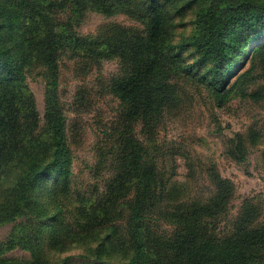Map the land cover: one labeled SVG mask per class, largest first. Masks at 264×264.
I'll use <instances>...</instances> for the list:
<instances>
[{"label": "rangeland", "instance_id": "1", "mask_svg": "<svg viewBox=\"0 0 264 264\" xmlns=\"http://www.w3.org/2000/svg\"><path fill=\"white\" fill-rule=\"evenodd\" d=\"M155 3L167 16L174 44L194 35L211 4L220 14L229 12L224 47L230 57L222 63L219 98L213 60L194 46L181 49L178 58L189 67L171 73V100L157 129L145 133L140 121L127 128L112 81L123 59L115 48L137 47L145 13ZM24 27L34 39L25 53L19 47ZM48 40L59 46L55 79L41 55ZM0 50L25 75L17 78L7 61L0 62V95L21 101L11 131L17 156L0 170V264L130 261L136 224L125 200L132 192L109 210L95 207L114 176L120 143L127 151L146 144L179 194L174 200L206 199L215 189L214 172L236 192L229 220L243 200L253 199L264 222V0H0ZM52 93L64 112L73 156L66 180L58 172L41 173L52 152L42 141ZM31 165L39 174L26 200L21 181ZM160 227L173 229L168 220Z\"/></svg>", "mask_w": 264, "mask_h": 264}, {"label": "trees", "instance_id": "2", "mask_svg": "<svg viewBox=\"0 0 264 264\" xmlns=\"http://www.w3.org/2000/svg\"><path fill=\"white\" fill-rule=\"evenodd\" d=\"M229 21V12L220 14L213 3L201 16L194 35L185 42L174 44L166 14L156 3L148 8L143 19L144 33L137 47L130 51L122 43L114 47L115 50H123V59L121 72L112 81V92L124 106L122 117L128 122V129L139 121L145 133L157 129L174 92L171 73L175 75L179 69L189 67L182 64L177 55L186 46L198 48L205 57L213 60L217 71L214 88L219 98L222 97L224 76L221 67L230 57L224 47ZM36 27L40 35L43 26L37 23ZM32 34V30L24 27L19 44L23 53L28 45L32 46ZM52 36L61 37L59 34ZM41 47V55L55 79L59 67V46L56 41L48 40ZM1 61L8 62V71L17 78H25L19 68L3 56L2 50ZM239 63L241 59L236 61ZM52 83L57 85L56 80ZM19 102L16 95H0V105H3L0 112V170L17 156L14 151L17 139H13L11 131L12 124L18 122L16 115L20 108L16 105ZM63 113L57 96L50 94L45 110L43 139L46 141H42L50 142L52 152L41 173L58 172L66 180L71 176L73 156L66 140ZM33 136L27 138L26 146L33 142ZM122 146L120 143L117 166L114 176L106 184L105 197L95 202V207L109 210L121 197H128L132 192L125 203L136 229L132 238L133 254L127 264H264V222L260 220V208L253 199L243 200L238 215L229 220L231 201L236 193L234 186L229 180L211 172L215 189L206 199L192 200L186 195L185 199L174 200V196L179 194L169 188V180L164 178L159 159L150 154L146 144L136 142L131 151L122 149ZM29 153L32 158L34 154ZM25 172L21 190L27 200L39 172L36 165H31ZM162 220H168L173 229H162Z\"/></svg>", "mask_w": 264, "mask_h": 264}]
</instances>
